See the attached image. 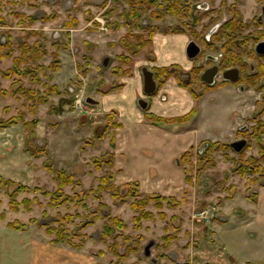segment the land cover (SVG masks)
I'll return each mask as SVG.
<instances>
[{"label":"rangeland","instance_id":"rangeland-1","mask_svg":"<svg viewBox=\"0 0 264 264\" xmlns=\"http://www.w3.org/2000/svg\"><path fill=\"white\" fill-rule=\"evenodd\" d=\"M174 1L0 0V122L13 120L0 126V264H30L35 239L41 247L53 242L85 254L92 264H264V220L252 202L264 187V62L252 75L260 64L247 60L241 93L232 84L207 90L190 80L191 70L167 68L176 69L170 78L189 79L192 91L205 99L193 119L201 139L220 141L201 142L181 164L193 176L181 195L140 190L138 196L134 182L102 180L115 176L106 163L118 120L86 100L105 104L103 95L120 90L142 67L154 72L155 37L181 28V17L167 10ZM183 1L190 4L185 22L198 31L195 40L204 55L214 52L201 38L217 31L219 23L210 18L218 12L223 20L226 13H239L247 33L264 31V0ZM173 36L168 48H181L188 37ZM178 55L188 60L186 46ZM245 93L243 118L235 106ZM241 139L246 148L236 152L231 144ZM249 159L260 166L256 177L240 174ZM47 166L74 176L75 183L63 189L69 200L54 195L58 183ZM149 196L157 197L148 201Z\"/></svg>","mask_w":264,"mask_h":264},{"label":"crops","instance_id":"crops-1","mask_svg":"<svg viewBox=\"0 0 264 264\" xmlns=\"http://www.w3.org/2000/svg\"><path fill=\"white\" fill-rule=\"evenodd\" d=\"M174 34L176 33H165L155 37L153 65L155 68L179 65L189 70L192 62L178 55L182 47H187L189 38L183 40L179 49L176 46L168 48L167 45L173 42ZM122 86L120 90L103 95L105 104L101 105V99H96L101 105L98 107H102L99 113L115 114L118 120L113 137L115 146L111 148L116 169L115 181L138 183L144 194L157 193L167 197L181 195L189 183L186 181L184 168L181 167L180 157L203 141H220L201 139L198 125L193 124L196 116L187 123L154 124L147 121L144 113L147 111L148 114L167 119L182 117L197 108V105L200 107L202 99L196 102L193 94L181 86L176 77L158 86L156 95L150 98L145 96L141 73L135 74L132 79H125ZM114 93L117 99H113ZM245 94L244 102L237 101L239 104L235 106L243 111L240 114L243 118L247 116L248 109L247 93ZM140 99L148 100L147 110H142L139 106ZM202 101L201 106L204 107L205 99ZM233 111L235 113L237 110ZM252 202L259 208L257 213L264 220V187L257 190ZM29 245L32 247L28 256L30 264H92V260L85 254H73L63 248L62 244L52 242L41 247L42 244L35 239Z\"/></svg>","mask_w":264,"mask_h":264},{"label":"flooded vegetation","instance_id":"flooded-vegetation-1","mask_svg":"<svg viewBox=\"0 0 264 264\" xmlns=\"http://www.w3.org/2000/svg\"><path fill=\"white\" fill-rule=\"evenodd\" d=\"M189 5L190 4H188V2H184L183 0L182 2H180L181 28L177 29L176 34L188 35L189 41L187 47L189 43L192 41L195 42L200 47V45L195 40L198 31L196 30L192 31L191 27L189 26V23L185 22L186 20L184 19V17L187 18L189 15V9H190ZM213 12L216 11L213 10ZM223 15H224L223 13L218 12L216 16H212L210 18V20L216 22V24L219 23L217 24L218 29L213 34V36H211V38L210 37L207 38L205 37V35H203L201 38L204 48L212 49L214 50V52L208 51L209 53L204 55L203 50L200 47V53L198 54V56L194 59H190L188 57L187 47H186V56L192 62V67L189 69L191 70L190 73H192V71L196 72V75L193 76V78H190V80H193L194 83L195 82L200 83L203 86L208 87L207 90L216 86L217 84H225V85L232 84L237 88V90L241 91V88H243L241 87V85L243 86V83L241 81L243 79L242 72L244 71V69L248 68L247 60L252 59L253 61L259 62L258 64H260V62H264V53L262 52V50H264V40L261 39L263 37L264 31L258 30L257 32H254V34H251L250 32L247 33L246 31L248 26L244 24L242 16L239 13H233L232 15L226 13V15H228L229 17L225 20H223L224 19ZM263 19H264V6L262 7V13L259 17V23H260L259 25L264 26ZM236 20H239L241 23V29L238 33L231 34L229 30L227 31L224 30L223 32V28L225 26ZM261 44L262 47L259 51V47L261 46ZM232 51H234L238 55L239 61L237 60L236 62H234L233 66L227 67V65L230 64L231 61L230 59H232L231 57H233V53H231ZM202 59L207 64L206 67L201 63ZM214 66H218L219 73L215 78L214 84L208 85L202 80V75L206 70ZM230 69H238L240 72V77L236 82L227 81L222 76L223 72ZM254 69H255L254 73L252 72L249 73H251L252 75L259 73L261 71L260 70L261 64L258 66L255 65ZM249 73L247 74L248 77H249ZM219 77H221L222 80H220ZM182 80L186 81L187 83L190 82L189 79L183 78ZM238 85H240V88L237 87ZM194 91H196V89ZM205 92L206 90L203 92V94Z\"/></svg>","mask_w":264,"mask_h":264},{"label":"trees","instance_id":"trees-1","mask_svg":"<svg viewBox=\"0 0 264 264\" xmlns=\"http://www.w3.org/2000/svg\"><path fill=\"white\" fill-rule=\"evenodd\" d=\"M167 10L171 13V14H174V15H179L181 16V12H180V3L179 1H174V2H169L168 3V7H167ZM241 29V23L239 20H236V21H233L231 23H229L227 26H225L223 28V32L224 30L227 31L229 30L231 34H235V33H238ZM231 51V49H230ZM231 53H233V57H231L232 59H230V64L227 65V67H230V66H233L234 65V62H236L238 60V55L232 51ZM239 61V60H238ZM172 67H176V66H172ZM176 71V69H175ZM175 71H172V70H167V68H156L154 70V73H155V78L156 80L159 82V86H162L164 85L169 79H170V76H172ZM193 75L195 76L196 75V72L195 71H192ZM176 78L177 80L179 81V84L181 86H183L184 88L186 89H189L192 94H193V97L195 99L196 102H199L201 100V97H202V94H196L194 91H192V86L190 83H187L185 81L182 80L180 74L176 75ZM205 88H208L206 86H204ZM197 112L198 110L195 108L193 109L190 113L182 116V117H176V118H171V119H167V118H162V117H158L156 115H153V114H149L148 115V119L154 123V124H166V123H187L189 121H191L196 115H197ZM10 121V120H9ZM8 123H4V122H0V126H6V125H9L11 123H13L11 120V122ZM262 129V128H261ZM262 131V130H261ZM115 146V144L113 143V147ZM208 146V145H207ZM206 146V151H208L209 149L207 148ZM208 149V150H207ZM195 150V148H191L190 151L184 153L181 157H180V160H181V164L182 165H185L186 163L184 162H188L186 160H189L191 158V154L192 152ZM210 151V150H209ZM201 152V151H200ZM202 153V152H201ZM262 157H263V160H264V147L261 146V151H260ZM110 158L111 160H109L106 164L110 165L111 167L114 166V154L112 153L110 155ZM210 161V160H209ZM254 160L253 159H249L248 161V166H244V168L240 169V174L242 176H245V174H251V175H256L258 174V172L260 171V166L257 168L256 166H253ZM47 169L49 172L51 173H54L55 175V180L57 181L58 183V191L54 194V195H57V196H61V197H65L66 200H69L70 198L67 197V196H64L63 195V189L64 187H66L67 185H71V184H74L75 181H74V176L72 175H68L65 171L63 170H56V171H53L52 168L50 166H47ZM256 178H253V181H255ZM103 182L106 183L107 180H115V176L114 174H110L109 177H104L103 179ZM186 181L187 183H192L193 182V176H189V174L187 175V178H186ZM8 183H13L11 181H8ZM79 183V182H78ZM17 185L19 189L23 190V191H29L30 189L20 183H18ZM131 185V184H130ZM111 187V186H110ZM136 190H135V193L138 194V196H142V193L140 192V186L138 183H136ZM112 188V187H111ZM110 188V189H111ZM107 189H109V186H107ZM34 191H40V189H35ZM45 194L47 195H53L52 193L50 192H45ZM53 195V196H54ZM14 196H16V194H14L12 197L14 199ZM150 199H148V201H152L154 200V198H156L157 196H149ZM165 199V198H163ZM26 203L27 205L30 203L29 201L26 200ZM63 203V202H62ZM148 203V202H147ZM12 205H13V209H16V202H12ZM59 205V204H58ZM134 208H137L138 207V202L134 203L133 205ZM146 216V214H145ZM143 219V218H142ZM116 221H118L116 219ZM136 221L138 222L139 220L136 218ZM122 225V222H118ZM48 233L50 235H54L56 233V231H53V230H49ZM61 235V234H60ZM62 236V235H61ZM54 242H57V243H64L65 240H62L60 238H56L54 240ZM82 248V247H80ZM121 257V256H120Z\"/></svg>","mask_w":264,"mask_h":264},{"label":"water","instance_id":"water-1","mask_svg":"<svg viewBox=\"0 0 264 264\" xmlns=\"http://www.w3.org/2000/svg\"><path fill=\"white\" fill-rule=\"evenodd\" d=\"M261 47H262V44L259 47V51ZM262 52L264 53V50H262ZM199 53H200V47L195 42L193 41L190 42L187 47L188 57L190 59H194L198 56ZM108 62H109V58H105L103 61V64L105 67L108 66ZM218 73H219L218 66H214L204 72V74L202 75V80L208 85H213ZM141 74H142L143 81H144L145 96L148 98L155 96L158 91V84L155 79L154 72L150 70L148 67L144 66L141 68ZM222 76L227 81L236 82L240 77V72L238 69H230V70L223 72ZM86 101L88 104L93 105V106L100 105V102L98 100L91 98V97L87 98ZM148 105H149V102L147 99L139 100V106L141 107L142 110H147ZM246 145H247V141L244 139H241V140L233 142L231 144V147L236 152H242L246 148ZM149 247L150 246L146 248L147 256H149V252H148Z\"/></svg>","mask_w":264,"mask_h":264}]
</instances>
